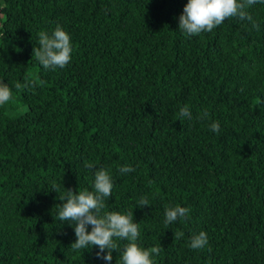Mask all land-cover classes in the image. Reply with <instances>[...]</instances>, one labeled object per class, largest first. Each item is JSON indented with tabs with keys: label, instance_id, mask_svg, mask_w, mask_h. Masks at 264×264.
Returning <instances> with one entry per match:
<instances>
[{
	"label": "trees",
	"instance_id": "obj_1",
	"mask_svg": "<svg viewBox=\"0 0 264 264\" xmlns=\"http://www.w3.org/2000/svg\"><path fill=\"white\" fill-rule=\"evenodd\" d=\"M186 3L0 0V82L13 93L0 106V264H106L96 247L72 250L74 227L54 218L60 193L92 191L99 168L113 183L104 211L133 212L137 243L160 248L154 264H264V4L247 9L258 29L229 18L189 35ZM57 24L72 58L45 69L33 48ZM25 78L33 90L15 88ZM176 204L188 218L165 225ZM202 230L208 244L191 249Z\"/></svg>",
	"mask_w": 264,
	"mask_h": 264
},
{
	"label": "clouds",
	"instance_id": "obj_2",
	"mask_svg": "<svg viewBox=\"0 0 264 264\" xmlns=\"http://www.w3.org/2000/svg\"><path fill=\"white\" fill-rule=\"evenodd\" d=\"M257 3L264 4V0H187L178 19V29L189 35H199L202 32H211L229 18L251 21L252 26L258 29L259 25L252 21L251 15L247 12L250 6ZM38 37L39 46L33 48L32 58H35L43 68H63L70 63L72 58L70 35L59 24L51 34L40 31ZM35 87L36 81L28 78H25L23 84L15 83L17 90H33ZM12 97V89L7 83L0 82V106L12 100ZM207 116L208 113L205 111L200 118L204 119ZM179 117L191 119V111L187 105L180 107ZM209 127L213 132L220 131L218 122H212ZM84 167L92 169L94 165L86 162ZM133 171L135 169L131 165L120 168L121 174ZM112 189L113 183L109 171L99 168L94 172L92 191L66 188L65 192L60 193L59 200L63 203L56 205L58 213L54 218H58L60 222H70L74 227L76 239L70 244L74 251L96 247L97 258L104 260L106 264H111L113 250H117L119 253L117 264H154L152 256L158 255L160 248L155 246L143 248L137 243L140 231L139 225L133 220V212L104 211L105 200L112 196ZM53 190L59 191L56 185H53ZM146 205L151 204L144 196L136 204L141 208ZM189 211V208L179 204L165 205L164 224L185 220ZM183 236L182 231L174 232L175 240ZM118 240L127 243L121 248L117 243ZM207 244V233L202 230L190 237L188 246L199 250Z\"/></svg>",
	"mask_w": 264,
	"mask_h": 264
}]
</instances>
